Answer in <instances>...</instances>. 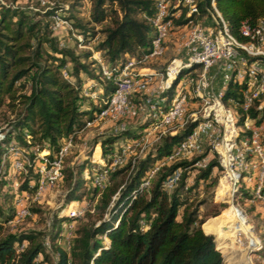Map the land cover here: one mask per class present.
<instances>
[{
    "label": "trees",
    "instance_id": "obj_1",
    "mask_svg": "<svg viewBox=\"0 0 264 264\" xmlns=\"http://www.w3.org/2000/svg\"><path fill=\"white\" fill-rule=\"evenodd\" d=\"M87 1L84 9V0H50L41 11L0 1V108L6 114V124L0 128V264H226L213 236L205 232L209 225L201 227L205 220L198 219L199 202H188L198 179L206 181L217 161L207 163L188 185L183 167L197 157L165 163L150 177L147 189L138 190L153 163L166 157L190 130L195 122L191 120L166 132L133 164L125 160L109 170L102 188L92 184V147L98 143L100 156L106 159L119 143L140 138L150 120L142 116L132 128L123 125L93 136L85 158L63 168L61 182L67 183L64 204L80 200L88 188L91 199L97 194L95 220H89L91 214L82 211L68 249L57 241L61 221L67 217L60 211L63 205L51 210L45 232L21 229L2 233L16 211L18 197L35 186L37 173L31 161L34 146L53 154L64 138L72 133L73 139L77 137V131L85 125L84 118H93L114 89V75L129 58H139L149 49L153 27L148 17L154 13L153 0ZM214 1L237 37L241 20L253 22L264 14V0ZM56 10L63 12L69 24L67 33L75 43L64 45L53 34L50 15ZM183 21L182 17L175 20ZM98 32L101 36L92 48L100 52V60L110 71L108 77L92 57L91 49L75 50L76 45L89 42ZM172 88L163 95L162 103ZM254 113L251 109L250 114ZM11 144L30 160L26 163L21 158V170L12 168L18 154L9 150ZM175 167L181 168L180 177L172 188L165 189L162 181ZM84 169L88 177H84ZM214 181L211 179L210 184ZM5 184L15 186L2 190ZM239 190L240 198L248 196L245 189ZM7 198L11 204L5 206L2 203ZM259 253L264 258L263 248Z\"/></svg>",
    "mask_w": 264,
    "mask_h": 264
},
{
    "label": "built area",
    "instance_id": "obj_2",
    "mask_svg": "<svg viewBox=\"0 0 264 264\" xmlns=\"http://www.w3.org/2000/svg\"><path fill=\"white\" fill-rule=\"evenodd\" d=\"M39 1L42 4L50 3L48 0ZM153 1L154 13L148 17L153 27L149 49L139 58H129L114 75L115 87L103 100L104 104L96 116L110 119L146 116L150 120L146 128H157L180 121L185 116L189 101L196 103L199 116L196 117L193 110L190 120L195 122L190 130L177 140L166 157L153 163L141 179L138 190L147 189L150 177L161 165L184 154L200 153L207 146L216 155L220 167L217 187L222 188V200L232 205L247 224L245 231L237 229L232 242L242 244L247 251L260 249L254 226L238 198L241 196L239 189L242 188L247 191L250 202L264 204V14L253 22L241 20L240 37H237L231 33L227 20L215 6L214 0ZM181 17L184 18L182 23L175 22ZM50 19L52 30L69 26L62 11H54ZM172 33H177L176 48L182 49L184 56L174 58L165 66L166 78L159 80L158 86L163 90L168 86V79L182 68L189 73L185 82L181 80L175 84L165 103H162L163 96L154 99L144 95L134 100L136 93L148 90V75L141 68L127 71L126 68L161 56L166 48L165 42ZM77 37L80 38L79 35ZM96 59L108 77L110 71L100 56ZM251 109L255 111L253 115L250 114ZM123 125L120 123L118 127ZM73 141L72 133L61 141L53 154L39 145L34 146L31 161L37 173L35 186L23 197H18L16 201L19 207L6 222L30 214L27 199L39 202L45 192L59 185L64 158ZM85 142L83 140L81 144L85 145ZM139 145L140 138L127 139L113 147L106 159L100 155L95 158L92 149L89 154L90 161L94 163L92 184L102 188L106 184L108 171L122 164ZM8 148L18 154L12 161L14 170L23 168L21 158L29 163L28 156L15 145L11 144ZM180 174L181 168L175 167L165 176L162 186L172 188ZM83 175L88 177L87 169H84ZM69 203L72 204L66 209L67 217L61 221V236L57 240L65 249L69 248L73 223L83 211L80 200ZM102 236L106 239L105 234ZM44 243L48 245V241ZM224 262L230 264L226 259Z\"/></svg>",
    "mask_w": 264,
    "mask_h": 264
},
{
    "label": "rangeland",
    "instance_id": "obj_3",
    "mask_svg": "<svg viewBox=\"0 0 264 264\" xmlns=\"http://www.w3.org/2000/svg\"><path fill=\"white\" fill-rule=\"evenodd\" d=\"M6 4H13V5H20L25 7V9H29L30 11H41L45 9L46 4L40 3L39 0H0ZM50 1V0H48ZM88 1L84 0V9H87ZM37 9V10H36ZM99 26V24H96ZM61 28V27H60ZM55 31V30H53ZM57 35H60L57 38L56 34L55 37L58 41H60L64 45H71L74 42V39L68 35L66 27L56 30ZM54 33V32H53ZM77 36V35H76ZM101 36L98 32L89 42L87 43H79L76 45V52L80 51L81 49H91L92 50V57L96 58L98 55L100 56V52L97 53L96 50H93L92 45L95 41ZM177 33H172L168 37V42L166 41V48L164 53L159 57H153L146 59L144 61L134 63L129 65L126 68L128 69H143L147 72L148 75V90L136 93L134 95V100H137L139 97L144 95H150L152 98L156 99L159 96H163L166 91L171 88V86L175 87L176 83H180L179 81L183 80L185 82V77L189 73H187L185 68L179 69L178 72L172 78L168 79V86L165 87L163 90H160L158 83L159 80L164 81L166 78L164 69L165 66L172 61L174 58H183L184 52L180 48H176L175 40H176ZM80 37V35H79ZM78 38V37H77ZM174 61V60H173ZM190 85H188L189 88ZM173 89V88H172ZM185 89V88H184ZM187 89V88H186ZM93 97V94H90ZM196 103L192 100L189 101V105L186 109L185 116L180 121L174 122L172 125H166L164 127H157V128H145L143 134L140 137V145L136 146L135 149L130 152V154L126 157V160H130L131 164H133L137 159L143 156L145 151L152 148L156 143L161 140V137L166 133L173 129H179L184 126V124L190 120L193 114V110L195 111V116H199V112L196 108ZM3 110L0 108V128L6 124V118L4 117ZM141 116L138 117H125V118H118V119H110L107 117H97L96 115L91 118H84L85 125L84 127L76 133L78 135L74 138L73 145L69 149L68 153L66 154L63 162V168L66 165L72 164L74 161H79L85 158L87 153V149L91 147L92 138L94 135L98 133H106L112 131L113 129L118 128L120 123L127 125L129 127H134L139 122ZM86 141L85 145H82V141ZM97 143L95 144L92 149H94V157L96 158L100 155V145ZM194 157H197L194 162L185 165L183 167V173L185 172L184 181L186 185L192 184L194 179L196 178L199 170L204 168L207 163L211 160L216 159V155L211 152L207 146L204 147L203 151L200 153H192V154H184L182 156H178L171 161L177 160H191ZM217 163V162H216ZM220 167L217 164L213 165L210 169L209 176L206 181H202L198 179L196 186L193 190L190 191L188 202L189 204H193L195 202H199L198 206V219L203 218L205 222L202 224L201 227L203 228L204 224H208L207 233H210L213 236L215 247L220 251L223 260L226 259L230 262V264H264V258L261 256L259 251L263 248L264 250V204L258 202H250L247 197L238 198L240 205L246 210L248 219L254 226V233L258 238L260 243L259 248L252 251H247L242 244L238 245L237 243L232 242V238L236 233L234 232H226L225 234H220V230L222 227H225V224L231 223L235 220L233 218L231 211V205H227V202L222 200L223 193L219 192L220 194L215 193V188L217 187V180L220 175ZM215 178L213 184H210L211 179ZM15 186V184H5L1 186V189H9L10 187ZM220 187V186H219ZM67 188L66 181H60L57 187L50 189L49 191L45 192L39 202H33L27 199L26 204L29 206L30 214L25 215L19 219H15L12 222H6L3 231H14V230H21V229H38L42 232H45L48 228V219L51 214V210L62 206L61 212L66 214V209L72 203L64 204V194ZM197 188V190H196ZM85 195L80 199V205L83 207V212H89L91 215L89 216V220H95L96 213L94 211V205L97 201V194L94 198L89 197L90 189L88 188L85 190ZM215 196V197H214ZM3 205L11 204V200L9 198L5 200ZM16 208L19 207L18 202L15 203ZM213 210H218V212L214 215H211ZM81 216V215H80ZM78 216L74 223L73 229L79 224L81 217ZM86 219V217H85ZM202 221V222H203ZM233 235V236H232ZM227 236V237H226ZM103 238V236H102ZM48 241L46 236L44 237V241ZM107 238H103V242H106ZM224 241V242H223ZM231 242V243H230ZM64 246V242H61ZM221 243V244H220ZM49 244V242H48ZM223 245V246H221ZM48 246V245H47ZM260 256H257V254ZM39 257V256H38ZM225 263V262H224ZM228 264V262H226Z\"/></svg>",
    "mask_w": 264,
    "mask_h": 264
},
{
    "label": "bare ground",
    "instance_id": "obj_4",
    "mask_svg": "<svg viewBox=\"0 0 264 264\" xmlns=\"http://www.w3.org/2000/svg\"><path fill=\"white\" fill-rule=\"evenodd\" d=\"M218 191L223 193L222 188H220V187H217L216 194H220V193H218ZM231 207H232V210H230V211H231V214H232L233 218H235V220L233 222L231 221V223L225 224L224 225L225 227H222V230L219 231L220 234H225L228 231L229 232H234L235 231L234 233H237V229H241V230H244V231L246 230V227H247L246 222L241 219V217L239 216L238 212L234 209V207L232 205H231Z\"/></svg>",
    "mask_w": 264,
    "mask_h": 264
},
{
    "label": "crops",
    "instance_id": "obj_5",
    "mask_svg": "<svg viewBox=\"0 0 264 264\" xmlns=\"http://www.w3.org/2000/svg\"><path fill=\"white\" fill-rule=\"evenodd\" d=\"M61 28H63V27H61ZM61 28L59 27V29H61ZM57 29H58V28H57ZM57 29H55V31H53V32H54L53 34H56L57 38H59L60 35H57V32H56ZM168 40H169V39H167L166 41L168 42ZM79 131H80V130H78L77 132H79Z\"/></svg>",
    "mask_w": 264,
    "mask_h": 264
}]
</instances>
